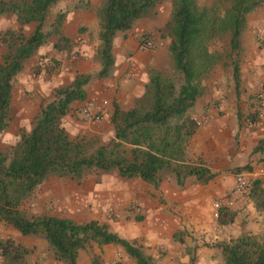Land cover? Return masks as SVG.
<instances>
[{
    "label": "trees",
    "instance_id": "trees-1",
    "mask_svg": "<svg viewBox=\"0 0 264 264\" xmlns=\"http://www.w3.org/2000/svg\"><path fill=\"white\" fill-rule=\"evenodd\" d=\"M58 1L0 0V15H14L17 23V27L0 32L5 50L0 60V133L11 120L15 77L40 47L62 29L64 15L60 14L55 32L44 30L48 12ZM160 1L105 0L98 5L96 59L100 69L96 73L79 72L71 82L58 86L53 99L35 116L31 130L22 132L11 153L0 149V222L11 225L22 236L45 240L53 259L60 264H78L80 250L92 244L101 248L109 244L121 246L137 264L156 261L142 245L114 232L107 223L25 213L22 205L49 177L82 180L93 171L118 172L125 180L140 179L157 188L168 173L180 187L190 177L208 184L217 176L202 158L189 155L190 140L199 128L192 109L205 93V81L222 62L231 66L235 83L240 86L241 36L247 27V16L264 0H223L213 6L202 5L199 0H171V19L165 36L171 38L172 70H151L144 94L132 108L123 109L114 102L110 118L113 138L104 143L72 137L62 125L73 103L87 99L89 82L113 73L116 35L132 29ZM32 24L36 26L28 33ZM227 38L225 52L214 48L218 40ZM54 48L70 51L73 44L61 36ZM254 153L264 161V137L256 144ZM251 169L252 165H247L236 169V173ZM251 198L257 210L264 211L261 181L254 183ZM236 215V210L223 206L217 221L231 223ZM216 246L221 249L222 264H264V236L244 232ZM30 254L31 248L26 244L12 237L0 238V264H29ZM91 261L103 264L99 257L93 256Z\"/></svg>",
    "mask_w": 264,
    "mask_h": 264
},
{
    "label": "crops",
    "instance_id": "crops-1",
    "mask_svg": "<svg viewBox=\"0 0 264 264\" xmlns=\"http://www.w3.org/2000/svg\"><path fill=\"white\" fill-rule=\"evenodd\" d=\"M90 1L69 4V13L60 35L51 37L52 44L49 46H41L16 76L12 100L16 95L21 98V103L33 105L39 96L46 97L44 95L52 82L45 80L43 75L33 78L31 66L33 63L39 65L42 56L45 57L41 58L42 61H47V53L63 62L59 70L52 73L55 76L59 74L54 83L72 76L76 71L91 73L100 69L99 63H89L96 52L89 50L87 41L90 35L96 36L98 45L100 30L99 20L94 14L98 0ZM13 17L11 26H17L16 17ZM164 25L162 18L149 13L139 19L132 29L116 35L113 73L107 78L91 80L86 87L87 99L74 102L71 111L62 120V125L72 136L80 132L86 134L94 128L104 132L107 128L108 138H113L110 118L114 102H118L123 109L132 108L143 96L151 70L165 68L170 56L171 38L161 36ZM61 36L71 42L82 39L80 45L72 43L75 51L72 54L76 53V59L71 54L67 62L64 52L54 48ZM262 37L264 4L247 16V27L241 36L240 86L235 83L231 67L222 62L214 68L210 81L205 82V93L192 109V116L200 120L201 125L190 140L189 155L202 158L217 172L211 182L201 184L195 177H190L180 187L168 173L155 188L140 179L125 180L118 172L99 174L93 171L82 180L51 176L33 196L36 211L82 222L95 219L107 223L114 232L142 245L157 264H222L221 249L216 244L244 232H264V211L257 210L254 202L236 208L234 221L227 224L218 223L214 208V203L233 188L236 169L247 165H252V169L264 167V161L259 160L261 156L254 153L256 144L264 136V119L251 129L250 135L246 132L245 123V118L257 103L256 96L264 98V46L259 41ZM145 38L152 39L156 49L146 48L143 43ZM88 101L107 102L102 121L97 122L80 114L79 109ZM15 105L12 101L11 117L15 113L26 114L23 112L25 109L14 112ZM133 193H137L136 196ZM135 198L141 208L139 214L132 206ZM110 208L114 212H109ZM115 246L109 244L100 249L105 263L110 262L116 252H121L124 264H137ZM162 249L169 251L170 256L166 260L160 259ZM82 261L80 250L78 264Z\"/></svg>",
    "mask_w": 264,
    "mask_h": 264
},
{
    "label": "rangeland",
    "instance_id": "rangeland-1",
    "mask_svg": "<svg viewBox=\"0 0 264 264\" xmlns=\"http://www.w3.org/2000/svg\"><path fill=\"white\" fill-rule=\"evenodd\" d=\"M77 1L79 3L80 2H86V1H88V3L91 2L90 0H59L55 5H53L50 8L48 15H47V18H46V21L44 23V30L47 32H51V33L55 32V29H54L55 28V22L57 21L58 16L60 14H63L64 15L63 22H64V20L66 19L67 13H69V4H72L74 2L77 3ZM104 1L105 0H98L97 1L98 4L96 5V7L100 4H102ZM220 1H223V0H199V3L202 5H206V6H213L217 3H219ZM92 9H91V12H94L95 8H94V10H92ZM171 12H172L171 0H161L160 3L158 4V6L150 12V14H152L154 17H160V18H162V21H164L165 27L162 28V30L160 31L161 32L160 34L163 38L168 37V36H165V33L167 32V24L169 23V21L171 19ZM94 14L97 17L96 10H95ZM13 16L7 15V14L6 15H0V32H3V31H5L11 27L15 28L16 25L11 26L13 24V21H14ZM15 22H16V20H15ZM34 28H35V25H32L31 28L30 27L27 28V32L29 33ZM56 35L58 36V35H60V33L53 34L51 37L52 38L56 37ZM89 37L90 38L87 41V43L89 44V48H90L89 50L92 52H96L97 46H98L96 44L97 38H96V36L93 37L91 35ZM227 41H228V38L225 39V41L218 40L217 43L214 44V48L225 52V50H226L225 48H228ZM49 42L46 43V45L49 46V44H52L51 38L49 39ZM71 43H73L74 45H77V44L80 45L82 43V39H79L77 41H73ZM0 44H1L0 45V60H2V56L5 52V50H4V47L2 46L3 44L2 43H0ZM73 50H74V48L71 49L70 51L64 52L65 60L67 62L70 61L71 54L73 52H75ZM76 52H78V51H76ZM47 55H48L47 61H45L46 59H44L42 61L41 58L44 57V56H42L39 59V65H36L35 63H33V65L31 66V71H32L33 78H36L35 76L43 75L45 80H47L49 83L52 82V85H51L52 87L51 86L49 87V83H46V85L49 87L47 90V93H45V95H44L46 97L39 96L33 105H27V104L21 103V98H19L18 96L15 95L14 100H12L17 105V106L16 105L14 106L15 107L14 112H19V110L25 109V111H23V112H25L26 114L25 115L24 114H18L17 115V113H15V116L11 117V120L9 122L7 129L4 132L0 133V149L5 151L6 153H9V154L11 153L13 147L20 140V136H21L22 132L30 131V129L32 128L33 119L40 112L42 107L44 105H46L47 103H49L53 99L55 89L60 85H64L66 83L71 82L74 79L75 75L77 73H79V71H76V72L72 73V76L70 75L68 78H64L62 80H57L54 83L53 81H55V77L58 79L59 74L58 75L56 74L57 76H55L53 74H55V72H57L59 70V68L61 67V64L63 62L61 61V59H58L55 55L51 56L49 53H47ZM89 61H90L89 63H94V64L99 63L98 60L96 59V55H94V57H92V59ZM57 63H59V65H57ZM163 70H165V71H171L172 70L171 56H169L168 61L165 63V68ZM97 71L98 70H93V71H91V73H96ZM210 77L207 78V80L205 82H208V80L210 81V79H211ZM93 79H95V78H93ZM56 84H58V85L56 87H53ZM20 106L22 107L21 109H20ZM95 125H97V124H95ZM94 129L92 131L86 133V134H83V135L81 134V132L78 133L77 136H72L70 133L69 134L72 137H85L86 139H89V140H95V141L104 142V143H107L112 139V137L108 138V136H107L108 135L107 128L104 132L103 131H97L96 128H94ZM103 134H105V136H103ZM252 168H253V166H252ZM136 194L137 193H133L134 196H136ZM32 199H33V197L30 200H28L24 205H22L21 209L29 215L47 214L44 212L38 213V211H36V208L34 207L36 201H34ZM133 200H134V202L132 203V206L134 208V211L136 214H139V212H137V210H136V206H139L138 202L136 201V198ZM138 217L139 216H137V219H138ZM90 220H92V219H90ZM252 234H254V233H252ZM254 235L264 236V232H261V233L258 232V233H255ZM5 237L6 238L12 237V238L16 239L17 241L22 242L31 248V254L28 257L29 264H60L55 259H53L52 251L49 249L48 244L45 240H43L42 238H38V237L22 236L11 225H9L5 222H0V238H5ZM115 247L117 249H121L123 254H126L128 256V254L124 251V249L121 246L116 245ZM100 249H101V247H99L96 244L89 245L87 248L82 249V260H83L82 264H92L91 258L93 256L99 257L102 260L103 264H124L123 257H122L123 255L121 254V252H116L115 257L110 262L105 263V260L103 259L102 255H101ZM162 251L163 252L161 254L160 259L166 260V258L168 256H170L169 251L168 250L165 251L164 249H162ZM132 260L135 262L134 259H132Z\"/></svg>",
    "mask_w": 264,
    "mask_h": 264
},
{
    "label": "built area",
    "instance_id": "built-area-1",
    "mask_svg": "<svg viewBox=\"0 0 264 264\" xmlns=\"http://www.w3.org/2000/svg\"><path fill=\"white\" fill-rule=\"evenodd\" d=\"M260 43L264 46V38H260ZM146 48L156 49L154 41L150 38H145L143 41ZM72 58L76 59V53L72 54ZM256 102L252 107L249 116L245 118L247 125V134H251V129L256 127L260 121L264 119V98L262 95L256 96ZM107 102L106 101H88L83 107L79 109L82 116L92 119L94 121H102L106 115ZM201 125V121L197 120ZM261 181L264 190V167L261 166L257 169L245 170L235 175V183L233 188L221 199L214 203L215 217L218 219L219 210L221 207L226 206L231 209H236L247 203L254 202L251 198V190L256 181ZM137 212H141L140 206H136ZM109 212H114L113 208Z\"/></svg>",
    "mask_w": 264,
    "mask_h": 264
}]
</instances>
